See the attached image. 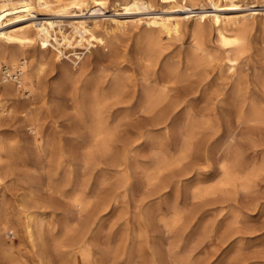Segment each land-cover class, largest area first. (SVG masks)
Instances as JSON below:
<instances>
[{
    "label": "rangeland",
    "instance_id": "374dc122",
    "mask_svg": "<svg viewBox=\"0 0 264 264\" xmlns=\"http://www.w3.org/2000/svg\"><path fill=\"white\" fill-rule=\"evenodd\" d=\"M171 1L157 0L150 10L127 13L109 0L101 11L30 19L36 23L95 17L98 25L93 30L102 42L76 47L79 59L69 47L61 49L63 54L51 46L43 53L24 47L32 73L42 71L33 93L22 96L29 110L2 116V142L19 136L22 147L29 145L25 149L32 160L19 167L17 178L0 183V264H264V104L231 103L229 87L223 91L208 84V91H194L183 84L176 94L192 103L171 107L166 119L155 120L140 110L139 97L131 99L129 94L123 97L132 107L121 113L123 104L109 92L107 114L113 113L108 114L111 132L103 149L73 123L71 109L68 116L58 112V106H70V100L62 99L70 97L65 95L70 87L63 86L61 96H54L53 83L62 85L67 77L107 65L117 47L130 52L124 69L108 70L106 84L118 79L122 86L129 85L139 72L133 44L150 30L138 18L182 17L180 35L162 38L166 52L185 50L195 16L204 14L208 25L213 7ZM235 3L236 8L228 9L220 2V12L249 15L244 22L256 30L251 49L236 69L264 75V1ZM113 18L130 23L115 30ZM111 82L106 90H111ZM253 90V97L261 94ZM205 98L212 100L204 104ZM24 113L40 117L36 128L46 147L40 169ZM29 221H38L32 239L25 227Z\"/></svg>",
    "mask_w": 264,
    "mask_h": 264
},
{
    "label": "bare ground",
    "instance_id": "6f19581e",
    "mask_svg": "<svg viewBox=\"0 0 264 264\" xmlns=\"http://www.w3.org/2000/svg\"><path fill=\"white\" fill-rule=\"evenodd\" d=\"M114 1L115 4L113 5L115 8H120L127 13H136L143 9L150 10L157 0ZM168 1L170 2L171 0ZM177 1L173 0L171 3L174 5V3H178ZM181 1L194 8H203L206 5L213 7L207 20L208 25L205 23L204 14L195 16V24L192 25V28L188 32L189 41L186 42L187 48L185 47V50L176 54L166 52L167 50L164 48L162 38L163 35L167 37H177L180 35L182 17L169 15L151 16L144 20L138 18L137 21H143L150 30L139 36L135 44H133L134 49L132 50H134L137 62H139V72L134 74L132 78L130 77L129 85L126 86L124 83L125 86H122L118 79V81L115 80L113 82L109 80L113 86L111 90H106L110 83L106 84L108 82L107 77H110L107 75L108 70L117 69L119 71L125 68V61L130 50L128 47L122 46L112 50V55L108 57L107 65L100 64L99 67L79 77L71 76L72 78L68 79L67 75L65 76L67 80L64 78L65 81L61 82V84L63 83L62 85L60 83L59 85L53 83V87H50L54 96H61L63 86L70 87V89L68 88L70 93H63L67 96L70 95V97L67 99L60 97L63 99V102L70 100V106L68 105L69 107L66 108L67 104L65 106L62 103L64 106H58V112L61 116H68V114L72 113L73 123L77 127L85 129L90 136L96 138L99 141L98 145L100 144L102 149L105 147L104 141L106 137L111 132L108 127L110 126L108 124V116L110 115L109 117H111L113 112L111 114L108 113L109 115L107 114V94L109 95V92L116 103L123 104L121 106L122 109L119 106L121 113H123V108L126 112L127 110L125 109L131 106H128L127 100L123 97V94H127V96L129 94L131 99L139 97L140 110L146 116L148 115L149 118L155 120L166 119L171 107L191 102L189 99H186L187 97L182 98L176 94L180 87L179 85L183 84L190 86L194 91L200 87L206 88L209 86L208 84L218 89L221 88L223 91L229 87L231 92L229 100L231 103H250L255 106L264 104V75L256 72L250 74L247 71L236 69L240 59L251 49L254 39L253 32L256 31L246 24L247 22H244L249 15L220 12L222 9L219 8L223 7L220 2L224 1L226 3L225 6L229 7L228 9H232L238 4L235 3L236 0H179V2ZM107 3H109V0H0V126L2 124V116L8 115L12 110L21 111L22 113L29 110V107H27L28 102L22 96L25 93L27 95L33 93L42 71V68H38L32 73L30 59L24 47L33 46L41 53L46 52L49 46L56 48L59 52H61L62 48L69 47L70 52L79 59L80 55L76 52V47L83 46L84 42L90 44L92 40L102 42V38H99L93 30V27L98 25V20L95 17H92L90 20L80 18L66 22L46 20L36 23L35 21H30V19L38 14L72 13L73 15H82L83 11L104 10L108 7ZM27 19L29 21H26ZM110 21L113 23L112 29L115 30L125 27L130 23L128 20L118 18L110 19ZM262 33L264 34V27ZM134 66H137V64ZM253 88L258 89L262 95L258 94L259 96L253 97V91L255 90ZM208 89L206 88L204 91H208ZM62 99L58 101L60 102ZM211 100L212 98H205L202 101L204 104H208V101ZM35 108L37 107L35 106L33 110ZM68 109H71V113L67 112ZM120 109H116L118 111L115 112H120ZM24 114L25 126L28 128V130H25L36 141V158L34 160L38 166L41 164V158L44 153L43 149H46V147L42 148L41 132L36 128L40 117L38 113L37 115L30 116H28V113ZM22 146L19 136L18 138L15 137L4 142L0 139V183H3L2 181L6 178L10 181L11 178L16 177L20 172L19 167H26L28 162L32 160L28 158V154L30 155L31 153L26 152L29 145H26L27 149H25L26 146L25 148ZM30 147L32 146L30 145ZM24 204L21 203L20 207H24ZM77 206L79 209L82 208L78 204ZM0 214L2 213L0 212ZM38 221L26 223L25 227L29 239H32V228L38 225ZM36 243H41L40 236L36 237Z\"/></svg>",
    "mask_w": 264,
    "mask_h": 264
}]
</instances>
